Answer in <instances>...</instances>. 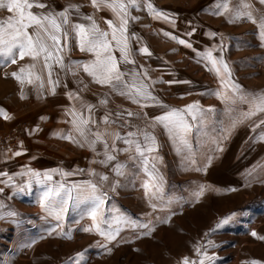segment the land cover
<instances>
[{
  "label": "rangeland",
  "instance_id": "rangeland-1",
  "mask_svg": "<svg viewBox=\"0 0 264 264\" xmlns=\"http://www.w3.org/2000/svg\"><path fill=\"white\" fill-rule=\"evenodd\" d=\"M40 2L49 7L34 8V12L60 11L70 3L80 5L78 10L71 12L70 24L87 25L86 17L92 15L100 28L107 30L106 19H113L110 11L94 9L90 0ZM245 2L252 6L255 15L264 14V4L260 0ZM149 3L171 19L155 18L148 10ZM223 3L224 0H137L139 6L129 9L132 17H138L130 18L128 24L131 59L135 63L120 61V68L125 73L147 71L145 83L155 97L154 100L141 99L139 104L114 92L108 85L94 82L82 66L76 67L73 62L82 65L94 59V54L81 51L74 34H70L68 48L63 53L64 64L69 67L52 65V79L58 81L55 92L47 83L48 70L43 67L42 58L33 61L26 56L11 63L4 62L5 57L0 54V109L9 117L5 119L0 114V173H7V176L0 175V189H3L0 191V264H76L74 253L82 250H86V258L81 264H178L183 256L196 257V245L209 254L216 253L214 264H250L253 259L264 262V241L251 235L253 229L264 235V183L260 182L264 180V125L253 128L264 119V113L243 120L239 123L242 127L236 126L224 138L231 121L249 110L251 98L264 93V40L260 38L258 23L247 18H232L239 0H228L227 12H220L218 5ZM8 15L6 9L0 8V19ZM180 39L186 40L191 47L180 44ZM143 46L149 48L150 54L139 51ZM208 50L217 59L223 56L231 69L232 80L244 91L227 104L212 91V96L205 93L208 87L224 90L221 77L205 59ZM114 51L119 58L118 50ZM31 63L36 64L33 71L44 80L42 88L39 82L29 84L25 79L21 83L12 76L13 72ZM69 93H78L80 98L69 99ZM102 99H107V103L101 104ZM236 100L238 111L234 106ZM196 101L205 114L196 119L186 116L191 125L185 134L191 145V159H187L186 149L177 150L183 148L179 138L174 139L162 124L156 123L153 127V118L170 108H182ZM82 102L93 105L91 118L97 121L101 131L107 127L127 138L126 133L139 130L141 135L134 139L141 142L144 132L156 137L155 151L146 153L150 158L149 170L155 162L157 174L163 177L161 199L153 201L156 208L150 206L145 196L143 185L150 177L144 171L143 160L130 159L131 152L113 150L116 159L101 164L104 159L102 144H97L93 151L88 146L64 141L60 151L58 143L37 142V136L52 128V121L58 117L60 109L70 116L69 111L75 107L87 117L89 112L81 108ZM209 108L213 110L207 111ZM125 111L136 115L128 117L123 115ZM109 113L111 123L105 125L103 117ZM35 124L44 127L45 132L36 136L29 133ZM90 127L93 132L97 130V125ZM70 130L74 132L73 128ZM77 135L73 133L74 137ZM109 140L111 142V138ZM127 147L123 139L116 141V149ZM29 148L45 149L44 156L38 157L36 162L49 167L45 171L62 169L72 173L61 176L60 172H54L51 174L53 182L70 184L91 180L107 193L105 219L112 228H120L115 241L106 242L95 231H83L92 223L91 217L84 215L90 204L69 209L63 228L71 231V239L48 233L56 222L37 202L44 186L33 182L31 190L20 192L13 184L3 182L11 176L15 185L25 186L28 177L20 173L29 169L24 156L30 153H24ZM7 152L11 155L7 156ZM17 152L20 155H15ZM209 157L211 164H208ZM117 163L124 165L122 176L113 171ZM205 165L206 170H197ZM89 169L106 174L109 179L102 181ZM208 169L210 174H207ZM249 173L248 186H245ZM114 181L118 183L112 190ZM201 184L206 187L197 200L194 193ZM228 188L236 191H223ZM9 212L17 215L9 216ZM231 212L238 215L224 227L210 231L220 218ZM119 217H127L137 225L151 222L154 230L150 236H141L143 229L139 226L112 223ZM163 220L167 223H162ZM209 240L213 241V247H208Z\"/></svg>",
  "mask_w": 264,
  "mask_h": 264
},
{
  "label": "snow or ice",
  "instance_id": "snow-or-ice-1",
  "mask_svg": "<svg viewBox=\"0 0 264 264\" xmlns=\"http://www.w3.org/2000/svg\"><path fill=\"white\" fill-rule=\"evenodd\" d=\"M91 5L96 10L106 9L111 12L113 19H106L108 29H102L97 24L92 15H88L86 19L89 23H71L70 14L73 10H78L80 5L68 4L60 11H40L34 12V8L41 10L47 9L49 6L40 0H0V8L7 10L9 15L0 19V54L5 57L4 62L11 61L16 63L17 58L23 59L24 57H30L33 61H38L42 58L43 67L48 70L47 83L52 86L51 91L55 92V84L58 81L52 79V65L53 63L60 65L61 68L69 67L64 64L63 53L67 50V41L70 38V34H74L77 40L78 46L81 51H87L94 54V59L84 62L82 65L79 62H73L76 67L82 66L84 72L92 78V80L100 85H108L114 92H118L121 96H125L132 100L134 103L139 104L141 99H155L152 96L149 86L145 83L148 78L147 71L143 73L132 70L128 73L121 71L120 61L125 63L134 64L135 61L131 59L132 50L129 45L128 36V24L129 19H138V17H132L129 9L134 6H139L137 0H90ZM261 4H264V0H260ZM149 12L157 19L163 18L170 20L171 17L162 11L156 9L154 5L149 3L147 5ZM220 12H227L229 10L228 0H224L222 5H218ZM220 12L216 14L219 15ZM235 19L247 18L254 24L259 25L260 38L264 40V14L255 15L252 6L245 2V0H239L237 7L233 10V17ZM135 35V34H133ZM165 35L171 36L170 33ZM216 35V33H211ZM172 39H177L175 36ZM180 44L191 47V45L183 39L179 40ZM118 50L119 58H117L115 51ZM140 52L150 54L149 48L143 46L139 49ZM205 59L211 62L216 74L221 77L220 83L224 86V90L217 91L218 95L225 103H229L240 94L241 86L232 80L231 69L228 63L224 60L223 56L219 59L213 56L212 51L208 50L205 54ZM36 64L31 63L19 69V72H13L12 76L18 81L23 83L25 79L27 83L32 84L39 82L40 87L44 85V80L38 73L34 72ZM127 76V79L125 78ZM69 99H79V94H68ZM243 99V96H240ZM101 104H106L107 99H102ZM250 108L247 112L240 113L239 117L233 119L226 129L225 139L227 133H230L237 124L241 123L245 119H249L257 115V113H264V93L258 96H253L250 100ZM81 108H87L89 115L85 117L82 111H77L73 107L69 111V115L72 117L71 123L73 124L74 132L77 137H74L72 133L62 138L72 140L74 143H78L81 147L88 146L93 151L96 150L97 144L103 145L104 159L100 161L101 164H107L109 161L116 159L113 155V150L131 152L130 159L139 158L143 160L144 171L147 173L150 180L145 182L144 192L148 198V202L152 208H156L157 204L154 200H160L159 193L162 191L163 177L159 176L156 171V163H151V169L149 170L150 158L146 153H152L157 147L156 137L148 132L142 133L143 142L134 137H139L141 133L128 132L126 137L121 136L118 132L110 131L107 127L100 130L97 121L91 118V111L93 109L92 104L81 103ZM209 108L207 111H212ZM0 114H3L5 119H8L7 113H4L0 109ZM205 110L199 105V102H193L183 106L182 108H170L169 111L164 112L160 116L153 118V127L156 123L162 124L169 134L174 138H179L183 148H178V151L187 150L189 153L187 159H191V145L185 138V134L191 128L186 116H191L192 119H196L198 116L203 118ZM110 113L103 117L105 125L111 123ZM120 116L121 113H116ZM123 115L131 117L136 115L132 111H125ZM91 125H97L95 132L91 131ZM264 125V119L260 120L258 124L253 125V128ZM60 135V133H56ZM111 138V142L109 140ZM264 138V137H262ZM124 140V143L128 145L124 149H116V141ZM146 145V146H145ZM222 150V149H221ZM15 155H20L19 152ZM212 158H208V164H211ZM194 164L195 161H192ZM207 165L198 171L206 170ZM93 175H99L102 181L109 179L106 174H98L95 169H89ZM113 171L117 176L124 175V165L117 163L113 167ZM60 172L61 176L71 175L63 171L62 169H51L49 171H36L28 169L26 172L20 173V175H26L28 180L25 182V186L15 185L11 176L7 177L5 183H11L14 187L24 192L26 189L31 190L33 182L44 186V190L39 194L38 203L40 208L47 216L54 218L55 227L49 228L48 233H55L58 236H63L71 239V231H65L63 228L65 217L70 208H79L82 205L90 204V207L84 212V215L91 217L92 223L88 227L83 228L84 232L95 231L106 242L115 241L119 235L120 228H112L108 220L104 216V204L107 197V193L103 192L96 183L91 180L81 183H65L53 182L52 173ZM0 175L7 176V173H0ZM251 173L245 177V186H248V180ZM264 183V180L260 181ZM118 181L112 183V190H115ZM205 185H199L198 191L194 193L195 199H199L205 191ZM221 191V189H215ZM3 191V189H0ZM223 191H236L235 188L223 189ZM9 216H15L17 213L9 212ZM237 212H231L228 215L219 219L213 229L215 231L225 225L229 224ZM167 223V220L161 221ZM112 223L116 225L130 224L133 227L139 226L143 231L140 232L141 236H150L154 230V226L151 222L148 224L137 225L136 222L128 220L127 217L116 218ZM107 225V227H105ZM207 235V233H206ZM253 237L264 241V235H259L254 229L251 232ZM35 243V240L32 241ZM208 247H213V241H207ZM107 251H111V248H107ZM196 252L195 258L189 256H183L178 264H214L216 260V253H211L206 249H202L200 245L194 246ZM86 250L78 251L74 253L76 258V264H81L85 260ZM72 260V257H69ZM250 264H264L260 260L253 259Z\"/></svg>",
  "mask_w": 264,
  "mask_h": 264
},
{
  "label": "crops",
  "instance_id": "crops-1",
  "mask_svg": "<svg viewBox=\"0 0 264 264\" xmlns=\"http://www.w3.org/2000/svg\"><path fill=\"white\" fill-rule=\"evenodd\" d=\"M219 79V77L217 78ZM212 91V93H215L217 91H222L221 89H215V88H206V92L209 96H212V93H210ZM244 91L241 90L240 94H243ZM239 94V95H240ZM239 96L237 95L235 97V99H237ZM237 104H239V102H237V100L235 101V107L237 108L238 111V106H236ZM45 119V118H44ZM72 117L68 116V114H65L63 111H61V109L58 111V117H54L53 121H52V128H49L46 132L44 131V127H42L41 125L35 124L33 125L32 128L29 129V133L31 132L32 135L36 136V135H40L42 132H45L46 134L41 135V136H37L38 138L36 139L37 142L39 143H58L59 144V150H62L61 144L65 141L68 142H72V140H68V139H64L62 137L67 136L69 133H74L73 130H70L73 128V124L71 123ZM208 121V120H207ZM239 126H243V124H239L237 125ZM64 127L66 128V130L64 131ZM56 133H60V135H57ZM85 150L88 151V148H84ZM45 151V149H39V148H29V150H25L24 153L26 152H30L29 154L24 155L25 158H27L26 160L28 161L27 166L29 167V169H33V170H41V172H44L45 170H47L49 167H46L45 165H38L37 159L40 156H44L43 152ZM9 155V153L7 152V156ZM11 155V154H10ZM9 155V156H10ZM12 157V156H11ZM210 169V168H209ZM207 171V174H210L211 170ZM209 181V180H207ZM209 183H212V181H209ZM216 185V184H215ZM217 186V185H216Z\"/></svg>",
  "mask_w": 264,
  "mask_h": 264
}]
</instances>
